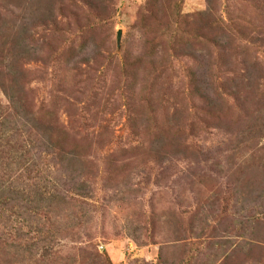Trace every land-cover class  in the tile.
Instances as JSON below:
<instances>
[{
  "label": "rangeland",
  "instance_id": "1",
  "mask_svg": "<svg viewBox=\"0 0 264 264\" xmlns=\"http://www.w3.org/2000/svg\"><path fill=\"white\" fill-rule=\"evenodd\" d=\"M20 69L18 109L2 86ZM0 109L39 130L51 122L70 139L88 135L78 140L91 197L79 235L57 240L62 255L83 248L112 264L264 255L249 230L193 237L187 258L174 243L205 218L216 225L264 204V0H0ZM253 110L261 119L251 125ZM159 127L182 129L183 159L150 156Z\"/></svg>",
  "mask_w": 264,
  "mask_h": 264
},
{
  "label": "trees",
  "instance_id": "2",
  "mask_svg": "<svg viewBox=\"0 0 264 264\" xmlns=\"http://www.w3.org/2000/svg\"><path fill=\"white\" fill-rule=\"evenodd\" d=\"M18 74L13 76L10 84L2 87L7 95L6 90L11 88L10 103L21 109L25 73L20 69ZM200 93L201 103L206 105L205 108L210 107L212 99L205 92ZM238 93L236 90L235 95ZM18 109L16 113L7 110L2 113L0 109V264H112L105 255L83 248L74 251L72 256L54 250L58 239L74 241L72 237L79 235L80 226L84 225L82 207L91 197L89 176L92 163L79 145L88 140V135L81 137V133H76L70 139L67 130L51 122L43 130L36 129L31 120L25 121ZM253 112L255 115L249 119L251 125L261 119V110ZM249 115L245 112L244 117L247 119ZM173 129L159 127L155 135L157 145L149 154L159 162L185 156L183 149L186 151L187 147L178 145L183 131L174 132ZM69 143L73 146L68 147ZM171 144L177 147L174 153L168 152ZM53 178L58 183L52 181ZM254 203L259 206L253 204L247 210L237 211L231 215L235 219L226 217L213 225V218H205L195 227L191 226L190 235L185 240L174 242H183L182 257L187 258L192 251L185 249L189 246V239L196 237L207 241L217 238L220 230L234 237H242L243 232L249 230V239L258 244L259 251L264 254V204L260 200ZM58 208L64 213H57ZM228 223L234 226L231 228ZM254 264H264V255Z\"/></svg>",
  "mask_w": 264,
  "mask_h": 264
},
{
  "label": "water",
  "instance_id": "3",
  "mask_svg": "<svg viewBox=\"0 0 264 264\" xmlns=\"http://www.w3.org/2000/svg\"><path fill=\"white\" fill-rule=\"evenodd\" d=\"M120 42H121V32L117 33V49H120Z\"/></svg>",
  "mask_w": 264,
  "mask_h": 264
}]
</instances>
